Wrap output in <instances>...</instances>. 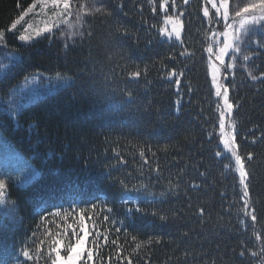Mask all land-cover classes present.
I'll return each instance as SVG.
<instances>
[{
    "label": "trees",
    "instance_id": "obj_1",
    "mask_svg": "<svg viewBox=\"0 0 264 264\" xmlns=\"http://www.w3.org/2000/svg\"><path fill=\"white\" fill-rule=\"evenodd\" d=\"M37 1L0 0L7 67L0 99L36 75L64 84L12 113L0 108V137L35 174L24 186L5 181L0 264H51V241L62 240L65 255L82 222L93 252L88 264H264L255 238L264 237V83L249 75L264 73V48L248 52V62L239 54L229 79L220 80L239 104L225 131L242 155H253L246 161L253 225L241 211L234 160L215 155L223 145L206 49L224 39L220 0L216 8L210 0H69L84 6L77 36L21 42L11 25ZM248 2L229 0L230 17ZM170 17L182 21L180 41L165 36ZM262 37L257 30L252 38ZM22 248L32 260L18 255ZM86 258L85 251L80 264Z\"/></svg>",
    "mask_w": 264,
    "mask_h": 264
},
{
    "label": "snow or ice",
    "instance_id": "obj_2",
    "mask_svg": "<svg viewBox=\"0 0 264 264\" xmlns=\"http://www.w3.org/2000/svg\"><path fill=\"white\" fill-rule=\"evenodd\" d=\"M50 2L54 6H59V4H63V10L67 11L69 9V0H50ZM152 0H149L151 3ZM166 3V0H165ZM184 3L187 4L188 0H184ZM84 6H82L83 8ZM160 8L165 10V4H161ZM31 9H29L30 11ZM155 10V9H154ZM90 11L101 12L102 9L100 7L92 6ZM25 12L20 18L14 21L11 25L12 29L16 28V25L19 23V20L23 19V16L26 15ZM217 14L222 16L225 26L224 31L221 35L224 37L223 41L220 44H214L213 46L207 47L206 51L209 55V62L211 67V83L213 88L215 89V96L217 98L216 108L218 110V124H219V143L223 145V150H218L215 155L217 157L223 156L225 160H234V171L238 173L239 179L238 184L240 186V199L243 201L241 206V211L243 212L245 217H250L253 225L258 222L257 215L255 214V208L251 207L250 199H249V176L250 173L246 169V161H251L253 159L252 153H247L246 157L242 155L240 151V145L236 142L235 135L232 132H226L225 129L228 127L226 125V120H231L233 117V109L238 108L239 104L230 99L229 96V88L231 85H226L225 83H221L220 79L227 81L229 76L232 74V70L236 66L237 56L243 53V60L245 62L251 61L252 55H260L258 49L264 48V37L254 40L252 37L255 36L257 30L260 32H264V0H249L248 3L243 4L242 6L237 5L233 9V15L229 16V0H220L219 7H217ZM183 15V12L180 13ZM204 15L207 16L208 12L205 10ZM79 19V17H78ZM231 21V22H230ZM257 25H260L259 29L256 28ZM229 29L232 31L230 32ZM43 32L51 33L52 29L50 27H45L42 29ZM173 32L175 33V39L177 41L181 40L180 36V22L176 21L173 25ZM251 34V35H250ZM41 31L36 32V36H40ZM172 33H168L169 38H171ZM4 37V33L0 32V39ZM30 39V37L25 35H20V41H26ZM241 44L244 45V48H241ZM255 45V48H253ZM251 52L252 55L247 54ZM214 57V61L212 58ZM226 57L230 62L226 63ZM218 62V65L217 63ZM172 76L177 75V73H171ZM250 77L253 80H261L264 83V73L259 75H253L251 72L249 73ZM133 78L139 77L140 72L136 71L132 73ZM179 84V80L176 81ZM129 99L131 96L129 95ZM256 141L253 140L252 143ZM143 155V153H141ZM225 169L233 168L231 163H227L224 165ZM123 183V182H122ZM5 184L3 180H0V204L5 203ZM141 209L137 208L136 211H140ZM131 211V210H129ZM155 214V213H154ZM55 215H60V213H55ZM67 215V213H65ZM162 220L165 217H160ZM105 219H108L105 216ZM241 223H244L241 220ZM80 231L83 235H78L77 233H73L74 236L77 237L75 244H68L65 252V255H61L60 245L62 244V240H53L52 244V252L55 253L54 256L49 254V258L51 260V264H80V261L84 258L85 251L87 252V258L84 260V264H88L89 261L93 259V252L90 249H86L85 245L88 242V231L83 226V222L81 224ZM116 231L119 232V227L116 228ZM256 240L261 241L262 252H264V237L260 235H256ZM133 240H136V237H132ZM113 244L116 243L115 240L112 241ZM142 247L140 242L135 244V248L139 249ZM20 256H22L25 260H32V256L29 254V251L26 248H22L19 252ZM241 256L244 255V252L241 251ZM253 256L257 255L256 252L252 253ZM3 264H10L9 261L5 260ZM11 264H22V262L18 259H13ZM131 264V261H129Z\"/></svg>",
    "mask_w": 264,
    "mask_h": 264
},
{
    "label": "rangeland",
    "instance_id": "obj_3",
    "mask_svg": "<svg viewBox=\"0 0 264 264\" xmlns=\"http://www.w3.org/2000/svg\"><path fill=\"white\" fill-rule=\"evenodd\" d=\"M210 1L216 8L214 0ZM30 9V11L29 9L26 11L27 14L23 16V19L19 20L16 28H11V31L18 33L19 36L25 35L30 37V39L21 42L29 43L45 34H53L55 32H60V35L64 39L69 40L73 39L80 32L83 19L82 7H75L69 4V9L64 11L62 3L59 4V6H54L50 0H38ZM167 20V34H165V36L169 40L177 41L175 39V33L173 32V25L176 21L180 22L181 36L182 21L175 17H170ZM46 26L52 29L51 33L42 31ZM37 31H41L40 36H36ZM168 33H172L171 38H169ZM1 40L2 39H0V47H2ZM7 58L12 60L13 55L8 53ZM0 64L1 73L7 67L4 66L3 63ZM63 84L64 82L58 79L57 76L48 77L36 75L29 77L14 87L8 95H6L5 99H0V108L8 113H12V111L14 112V110H17L19 106H23L33 101V99L42 97L45 94L52 93L56 88L63 86ZM231 130L233 129L231 128ZM32 172L33 170L30 164L9 148L0 137V180H3L4 184H6L5 181H10L18 186H24L34 178L35 174ZM8 211L9 207L6 206L5 203L0 204L1 214H6Z\"/></svg>",
    "mask_w": 264,
    "mask_h": 264
}]
</instances>
